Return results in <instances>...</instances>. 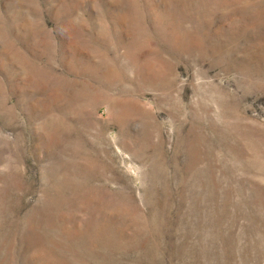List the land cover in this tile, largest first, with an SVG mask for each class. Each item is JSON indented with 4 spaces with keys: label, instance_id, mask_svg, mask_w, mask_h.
<instances>
[{
    "label": "rangeland",
    "instance_id": "obj_1",
    "mask_svg": "<svg viewBox=\"0 0 264 264\" xmlns=\"http://www.w3.org/2000/svg\"><path fill=\"white\" fill-rule=\"evenodd\" d=\"M0 264H264V0H0Z\"/></svg>",
    "mask_w": 264,
    "mask_h": 264
}]
</instances>
